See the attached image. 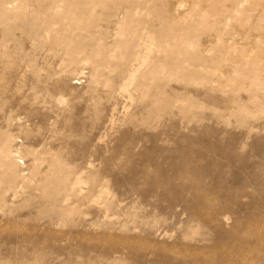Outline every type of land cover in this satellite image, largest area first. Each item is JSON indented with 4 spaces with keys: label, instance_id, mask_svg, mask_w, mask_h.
I'll list each match as a JSON object with an SVG mask.
<instances>
[{
    "label": "rangeland",
    "instance_id": "374dc122",
    "mask_svg": "<svg viewBox=\"0 0 264 264\" xmlns=\"http://www.w3.org/2000/svg\"><path fill=\"white\" fill-rule=\"evenodd\" d=\"M0 264H264V0H0Z\"/></svg>",
    "mask_w": 264,
    "mask_h": 264
}]
</instances>
